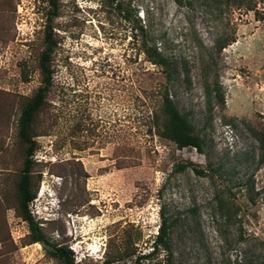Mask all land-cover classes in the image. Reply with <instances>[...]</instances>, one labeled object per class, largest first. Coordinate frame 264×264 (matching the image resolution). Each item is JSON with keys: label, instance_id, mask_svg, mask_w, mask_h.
I'll list each match as a JSON object with an SVG mask.
<instances>
[{"label": "rangeland", "instance_id": "374dc122", "mask_svg": "<svg viewBox=\"0 0 264 264\" xmlns=\"http://www.w3.org/2000/svg\"><path fill=\"white\" fill-rule=\"evenodd\" d=\"M50 46L38 243L19 124ZM165 88L203 152L162 135ZM164 217L177 264H264V0H0V264H63L60 246L74 264H161Z\"/></svg>", "mask_w": 264, "mask_h": 264}, {"label": "trees", "instance_id": "16d2710c", "mask_svg": "<svg viewBox=\"0 0 264 264\" xmlns=\"http://www.w3.org/2000/svg\"><path fill=\"white\" fill-rule=\"evenodd\" d=\"M148 55L156 59V62L167 66V61L164 56L158 52L157 49H147ZM50 52L51 46L42 54L41 57V70L45 76L44 86L41 87L36 95L29 101L22 111L20 124H19V135L26 148V159L24 162V168L20 173L18 180V192L20 196L21 214L25 221L30 225L32 231V236L34 238L33 242L44 243V240L37 235V226L34 223V218L29 210V203L35 197V193L32 190V175H31V159L33 152L36 148V141L32 134L33 124L36 117L43 110L45 105L46 93L51 84L50 79ZM221 101L224 100L221 94L218 95ZM161 109L160 113L163 120V131L162 135L172 140L177 144L179 148L195 147L200 152H203V143L200 135L197 133L195 126L189 120V118L183 115L177 103L174 102L172 95L169 93L168 88H165L164 92L161 94ZM156 120L159 118L158 114L154 116ZM169 222L164 217L160 225V231L158 234V239L155 241L154 253L159 250V248L164 249L167 252L166 260L161 264H177L169 237ZM153 253V254H154ZM51 254L61 260L63 264H74L66 251L62 246L55 247Z\"/></svg>", "mask_w": 264, "mask_h": 264}]
</instances>
